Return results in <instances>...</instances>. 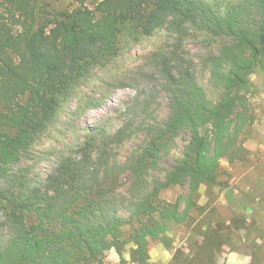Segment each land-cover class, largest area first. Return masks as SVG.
Returning a JSON list of instances; mask_svg holds the SVG:
<instances>
[{"label":"trees","instance_id":"16d2710c","mask_svg":"<svg viewBox=\"0 0 264 264\" xmlns=\"http://www.w3.org/2000/svg\"><path fill=\"white\" fill-rule=\"evenodd\" d=\"M74 2L60 9L48 0H0V264H106L110 248L126 262L122 249L129 243L132 262L148 260L144 239L186 221L201 186L219 184L222 160L248 158L251 77L264 59V0ZM188 25L219 40L204 62L218 100L208 97L195 68L164 51L147 71L160 84L131 100L117 129L109 120L86 127L45 178L35 173V146L67 106L77 105V120L101 108L90 97L92 80L115 66L122 36L183 34ZM120 74L117 68L102 82L104 99L135 86ZM162 94L169 109L163 119L156 113ZM141 133L134 151L119 159L117 148ZM182 133L189 139L175 165L153 179ZM174 186L187 187L188 196L161 200L162 190Z\"/></svg>","mask_w":264,"mask_h":264},{"label":"rangeland","instance_id":"374dc122","mask_svg":"<svg viewBox=\"0 0 264 264\" xmlns=\"http://www.w3.org/2000/svg\"><path fill=\"white\" fill-rule=\"evenodd\" d=\"M48 2L60 9H72L76 5L74 0ZM128 28L132 30L131 26ZM186 28L187 32L183 34L159 29L148 37L137 38L136 33L130 32L122 36V54L115 61L116 67L110 65L100 70L92 80L95 92L90 97L99 99L101 108L88 109L77 120L73 113L77 105L67 106L59 123L35 146V173L45 178L59 163L60 155L66 154L83 137L86 127L109 120L117 129L124 120L123 113L133 105L131 100L138 94L148 96L160 84L161 77L153 78L147 71L153 70L152 62L164 51L175 52L187 66L195 68L208 97L218 100L219 91L209 82L204 62L217 53L219 40L207 39L204 33L189 25ZM115 68L135 86L118 89L110 99H104L101 93L106 88L102 82L116 74ZM251 79L253 87L249 104L255 121L245 142L248 158L235 163L222 160L219 184L201 186L195 197L198 208L190 211L186 221L172 224L163 236L144 239L148 260L132 262L135 246L129 243L122 249L126 262H122L115 248H110L106 264H264V59ZM159 102L156 113L163 119L169 114L165 94L160 96ZM143 135H134L118 147L117 157L121 160L128 157ZM188 139L187 133L174 139L172 150L160 162V169L152 173L153 179L163 177L165 170L175 165ZM188 192L187 187H169L162 190L160 198L176 203L181 197H187ZM181 202L180 212L183 214L187 203L185 200ZM1 216L0 211V219Z\"/></svg>","mask_w":264,"mask_h":264}]
</instances>
